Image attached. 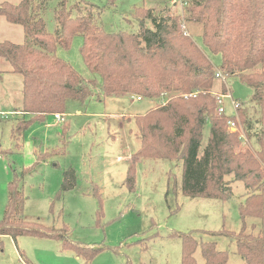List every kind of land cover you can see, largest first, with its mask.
<instances>
[{"label": "trees", "instance_id": "16d2710c", "mask_svg": "<svg viewBox=\"0 0 264 264\" xmlns=\"http://www.w3.org/2000/svg\"><path fill=\"white\" fill-rule=\"evenodd\" d=\"M50 2L0 3V16L21 25L26 38L24 43L0 41V58L6 59L12 71L23 78L18 111L29 117L16 127V139L32 122L44 121L51 114H64L69 100L84 101L95 94L96 82L86 81L56 54L57 45L69 47L72 38L80 34L84 40L83 58L91 71L100 76L104 97L137 94L157 102L155 107L134 116L141 131L136 158L182 163V191L190 197H225L231 190L227 177L233 175V180L245 182L249 193L242 213L261 216L264 151L245 146L239 133L229 129L230 116L218 113L214 87L219 69L225 79L239 77L252 87L251 100L260 113L258 121L264 120V0H187L183 15L171 8H165L166 14H159L145 5L134 6L138 30L117 33L103 29L99 23L102 9L85 0H57L54 18L58 26L51 33L44 17ZM148 21L153 27L147 25ZM187 23L201 26L204 47L221 56L219 67L204 47L185 34ZM222 89H226L224 82ZM241 107L247 138H255L263 145V132L253 131L254 122ZM207 124L209 137L203 145ZM76 178L75 168L65 169L60 191L74 188ZM19 181L16 174L9 182L0 235L58 239L64 249L88 259L100 251L99 247L69 240L66 227L27 222L26 198ZM127 183L134 185L133 171L129 172ZM225 232L236 239L238 251L248 264H264V236L260 232L254 234L243 228L237 233ZM185 237L182 264H198L194 256L198 242L189 235ZM201 249L203 264L228 261V253L217 249L213 241L202 243Z\"/></svg>", "mask_w": 264, "mask_h": 264}, {"label": "rangeland", "instance_id": "374dc122", "mask_svg": "<svg viewBox=\"0 0 264 264\" xmlns=\"http://www.w3.org/2000/svg\"><path fill=\"white\" fill-rule=\"evenodd\" d=\"M4 1L16 4L21 0L0 3ZM85 1L102 9L99 23L105 31L114 33L138 30L134 6L145 5L159 14H166L165 8H171L182 15L186 7L173 5L169 0H115L113 4L110 0ZM56 3L51 0L44 15L51 33L58 26L54 18ZM147 25L153 27L151 21ZM186 26L185 34L204 47L201 26ZM5 40L24 43L25 32L21 25L0 16V41ZM83 42L82 35H75L69 47L57 45L56 54L86 81L96 82L95 94L84 101L69 100L64 122L58 121L55 114L48 115L44 121L32 122L19 139L15 129L26 119L15 116L22 105L23 78L12 71L6 59L0 58V220L4 217L9 182L18 174L26 198L27 222L66 227L69 240L101 249L88 259L64 249L58 239L5 234L0 235V264H182L188 235L198 242L194 251L198 264L204 263L201 244L210 241L228 253L226 264H248L238 251L236 239L225 231L237 233L243 228L264 236V203L261 216L244 215L242 207L248 189L244 181L233 180V175L227 177L231 190L225 197H190L182 191V163L136 158L141 131L134 116L155 107L157 102L144 97L137 100V94L104 97L100 76L91 71L83 58ZM204 49L219 67L221 56ZM221 92L229 93L224 100L225 115L237 121L236 131L244 145L264 151V120L258 121L260 113L251 100L252 87L237 76L218 78L214 94ZM234 100L249 113L253 131L263 132V145L255 138H247L241 112H233ZM209 130L207 124L203 145ZM69 167L76 170V186L61 192L63 171ZM130 171L135 174L132 187L127 183Z\"/></svg>", "mask_w": 264, "mask_h": 264}, {"label": "built area", "instance_id": "2783aa9c", "mask_svg": "<svg viewBox=\"0 0 264 264\" xmlns=\"http://www.w3.org/2000/svg\"><path fill=\"white\" fill-rule=\"evenodd\" d=\"M171 2V4L173 5H187V0H169ZM184 29L186 30V25L184 26ZM216 76L217 78H223L225 79V76L222 74V72L219 70L217 73H216ZM189 95H195V94H189ZM216 101H217V111L219 114H225L227 111L225 109V105H224V100L227 96H229V93H216ZM164 96H167V93L164 94ZM188 95H186L187 97ZM137 100H142L143 97L138 95L136 97ZM163 103L165 102L164 100H162ZM233 107H234V113H237L238 109L241 107V103L237 100H234L233 101ZM55 117L58 121L60 122H64L65 121V118H64V115L63 114H55ZM227 124L229 126V129L231 131H236L238 129V126H237V121L234 119V118H229L228 121H227Z\"/></svg>", "mask_w": 264, "mask_h": 264}, {"label": "crops", "instance_id": "0c3cea01", "mask_svg": "<svg viewBox=\"0 0 264 264\" xmlns=\"http://www.w3.org/2000/svg\"><path fill=\"white\" fill-rule=\"evenodd\" d=\"M17 109H15V111H16ZM14 111V112H15ZM14 112H12V113H14ZM14 115H15V113H14ZM16 117H20V118H28L29 116H27V115H23L22 113H19V114H16L15 115ZM62 181H63V179H62Z\"/></svg>", "mask_w": 264, "mask_h": 264}]
</instances>
